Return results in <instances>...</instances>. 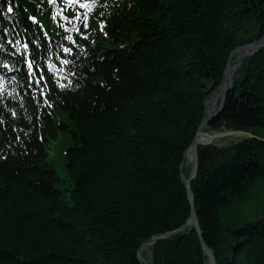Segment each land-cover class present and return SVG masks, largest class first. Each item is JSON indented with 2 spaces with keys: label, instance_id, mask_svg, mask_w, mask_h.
I'll use <instances>...</instances> for the list:
<instances>
[{
  "label": "trees",
  "instance_id": "obj_1",
  "mask_svg": "<svg viewBox=\"0 0 264 264\" xmlns=\"http://www.w3.org/2000/svg\"><path fill=\"white\" fill-rule=\"evenodd\" d=\"M99 1L87 27L97 16L105 34L76 58L47 0H0L13 83L0 79V264H141L145 242L189 218L180 166L230 53L264 38V0ZM22 40L26 58L10 57ZM239 71L207 131L264 139V50ZM198 164L194 207L217 264H264V220L235 249L224 221L254 185L264 195V143L199 147ZM201 252L189 229L158 241L152 264H205Z\"/></svg>",
  "mask_w": 264,
  "mask_h": 264
},
{
  "label": "water",
  "instance_id": "obj_2",
  "mask_svg": "<svg viewBox=\"0 0 264 264\" xmlns=\"http://www.w3.org/2000/svg\"><path fill=\"white\" fill-rule=\"evenodd\" d=\"M262 50H264V38L254 41L252 43H249L247 45L239 46L234 51H232V53L230 54L228 58V61H227V64L224 70L223 78H222V81L219 87L216 90H214L205 100L204 119L199 126L195 139L191 143L188 150L185 152V156L189 155V158H186V159L190 163V173L187 178L183 174H181V182L186 191L187 199L189 203V218H188L187 223L181 228H179L178 230L173 231L167 235L152 238L150 241L145 242L142 246L150 244V243H156L159 240L171 238L172 236H175L176 234L181 233L186 228V226H190L193 228V230L196 233V236L198 238L203 254L207 258V264H216L215 262L216 258L213 255V252L210 250V248L206 246V244L203 241L202 232L200 229V225H199L195 207H194V194L192 192V184L194 183L197 177V173H198V165H199L198 164V145L201 146L199 139L201 136H205L208 139L206 145H211L213 142L219 139H222V138H227V137H234L238 139H250V140H255V141H261L262 143H264V139L259 138L255 135L253 136V134H250L249 132H244V131L228 130V131H223V132H216L213 134L203 132V130L208 125V123H210L211 120L214 119L219 114V112L223 109L227 94L234 87L235 75H233L230 70L232 58L234 57V55H236L237 53H240V54L246 53V55H243V57H241V60H240V63H241L244 58L251 57ZM215 94L218 95L217 96L218 104L214 108L213 111L208 112L207 102ZM181 172H182V169H181ZM255 227L256 225L250 224V225H246L243 228L238 229L235 233L237 236V241H239V239L249 236ZM237 246H235L234 249Z\"/></svg>",
  "mask_w": 264,
  "mask_h": 264
},
{
  "label": "bare ground",
  "instance_id": "obj_3",
  "mask_svg": "<svg viewBox=\"0 0 264 264\" xmlns=\"http://www.w3.org/2000/svg\"><path fill=\"white\" fill-rule=\"evenodd\" d=\"M95 1H98V0H86L85 2H83V4H86L87 2H88V4H92L93 2H95ZM99 2H101V0L99 1ZM48 3H49V1H48ZM41 16H39V18H40ZM96 20L97 21H100V22H98L96 25H94V26H92L90 29H88L87 27H85V28H82L81 30L80 29H77V31L76 32H67V33H62V34H60L58 37H56V38H58L59 39V43H58V45L60 44V43H63V42H65V41H67L71 46H72V49L70 50V48H66V47H63V51H64V53H67V52H69V51H71L72 52V54H73V56H75L74 55V53L77 51V50H80V49H84L85 47H86V44H88V43H93V42H95L96 40H95V35H97V34H99V35H102V34H105V22H104V20H102V18H98L97 16H96ZM34 22V20H32V21H30V23H31V27L33 28V26L36 24V23H33ZM29 23V24H30ZM75 23H77L78 25L80 24V20H79V18L78 17H75ZM37 25V24H36ZM37 26H39V24L37 25ZM42 31H43V33L46 35H48V31L46 30V29H43L42 28ZM82 33V34H78V33ZM68 36V37H67ZM75 36H78V38H76V40H75ZM88 36H89V38H88ZM42 37H44L43 36V34H42ZM69 37H71V39H69ZM104 37V36H103ZM18 43H19V45H14V46H12V47H10V52H9V47L7 46L6 47V51H7V53L10 55V57H25V56H27V53L28 52H23L22 51V49H21V47L23 48V49H26V42H25V40H22V41H18ZM25 47V48H24ZM52 48L53 49H55V46H52ZM65 49H68V51H65ZM28 50V49H27ZM87 51V50H86ZM85 51V52H86ZM231 54V53H230ZM243 55H246V53H237L236 55H234V57L232 58V62H231V67H230V70H231V73L233 74V75H235V73L237 72V70H238V68L240 67V60H241V57H243ZM58 56H60V55H56L55 57H58ZM79 56V55H78ZM78 56H75L76 58H78ZM230 56V55H229ZM26 58V57H25ZM25 64L27 65V68H26V70H27V75L28 76H31L30 74H32L33 72H34V70H33V68H32V65H33V63L30 61V60H26L25 61ZM1 65H4V62L3 63H1ZM6 65V68L8 69V64H5ZM7 74V73H6ZM241 75V74H240ZM31 78H32V80L35 82V83H37V79L36 78H33L32 76H31ZM0 79L1 80H3V82L6 84H9L11 81L7 78V76H5V75H1L0 74ZM9 85H13V83H10ZM220 85V84H219ZM219 85L214 89V90H216L218 87H219ZM224 86H225V84H224ZM65 89V88H64ZM66 89H69V88H66ZM233 90V88L228 92V94L231 92ZM227 94V95H228ZM218 95H213L209 100H208V102H207V111L208 112H211V111H213L214 110V108L216 107V104H217V102H218V97H217ZM203 121V120H202ZM199 129V128H198ZM197 132H198V130H197ZM203 132L204 133H216V131H207V126H206V128L203 130ZM197 134V133H196ZM251 134V133H250ZM254 136V135H253ZM196 137V136H195ZM230 138H234V137H230ZM195 139V138H194ZM236 139H238V138H236ZM260 140H262V139H260ZM207 141H208V139L205 137V136H201L200 137V139H199V142H200V144H201V146H199L198 145V149H199V147H207V146H210V145H206V143H207ZM219 140H217V141H215V142H213L211 145H215V146H217L216 144H217V142H218ZM258 142H261V141H258ZM262 143V142H261ZM186 158H189V155H187V156H185V154H184V160L186 159ZM184 168L186 169V165H184V162L181 164V166H180V170L182 169V172H181V174H183L184 176H185V174H184V172H183V170H184ZM187 178V177H186ZM61 179H63V178H61ZM224 221H226L225 219H224ZM226 226H228V225H226ZM228 228H230V226L228 227ZM171 233V232H170ZM167 234H169V233H165V234H163V235H158V236H155V237H159V236H164V235H167ZM154 238V237H153ZM246 238V237H245ZM150 241V240H149ZM159 241H161V240H159ZM158 242V241H157ZM241 246L242 245V242L241 241H237V239H236V246ZM149 245L147 244V245H144V247H142L141 248V252L143 251V249L145 248V247H148ZM237 246V247H238ZM141 252H140V256H139V253H138V260H140V261H142V262H145L142 258H141ZM215 262H216V264H217V260L215 259ZM229 262V261H228Z\"/></svg>",
  "mask_w": 264,
  "mask_h": 264
},
{
  "label": "rangeland",
  "instance_id": "obj_4",
  "mask_svg": "<svg viewBox=\"0 0 264 264\" xmlns=\"http://www.w3.org/2000/svg\"><path fill=\"white\" fill-rule=\"evenodd\" d=\"M239 69H240V67L238 68L237 72L235 73V80L238 78H241L240 77L241 73H240ZM216 106H217V104H216ZM223 131H225V130H223ZM237 141H238V139H236V138L227 137V138L220 139L216 145L218 147H227L233 143H236ZM60 153H61V151H60ZM54 154H55L54 157H55L56 161L58 159L61 160V157L59 158L57 153H54ZM58 162L61 163V161H58ZM184 165H186V169L184 168L183 172L185 174V177H188L189 173H190V163L187 159H186V161H184ZM58 171L60 174H63V172L60 168ZM263 219H264V195H263L261 188L259 187L258 184L254 185V187L251 189L249 198L245 202H243L242 204H238L235 208H231L228 211H226V213H225V220H226L225 224L230 226V230L233 231L234 234L236 233V231L238 229L243 228L246 225L253 224L257 221L263 220ZM189 229L193 230L192 227H186L184 229V231H187ZM173 237L174 236H172L171 238H173ZM235 237L237 239L236 234H235ZM168 239H170V238H168ZM156 243H150V244H148L149 246L145 247L142 252L139 251V256H140V252H141V258L145 261V262H142L139 260L141 264H152L151 248ZM142 247H144V246H142ZM200 249H201V246H200ZM201 251H202V249H201ZM201 253L203 254V251ZM213 255H214V253H213ZM203 256L206 259L205 264H207V258L204 254H203Z\"/></svg>",
  "mask_w": 264,
  "mask_h": 264
},
{
  "label": "snow or ice",
  "instance_id": "obj_5",
  "mask_svg": "<svg viewBox=\"0 0 264 264\" xmlns=\"http://www.w3.org/2000/svg\"><path fill=\"white\" fill-rule=\"evenodd\" d=\"M49 2L51 3L52 0H49ZM69 2L71 3V0H69ZM81 6H82V7H85V6H87V5H86V4H82ZM12 10H13V9H12L11 7L8 8V11H9V12H12ZM32 19L35 20L34 17H33ZM69 39H71V37H69ZM65 51H68V49H65Z\"/></svg>",
  "mask_w": 264,
  "mask_h": 264
}]
</instances>
